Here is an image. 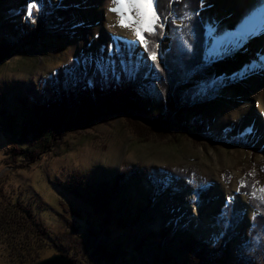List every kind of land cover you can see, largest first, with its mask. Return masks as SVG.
<instances>
[{"label": "rangeland", "instance_id": "obj_1", "mask_svg": "<svg viewBox=\"0 0 264 264\" xmlns=\"http://www.w3.org/2000/svg\"><path fill=\"white\" fill-rule=\"evenodd\" d=\"M0 1V41L3 39L6 44H10V47H0V50H8L5 52L6 57H0V102L2 104L0 112L1 110L8 112V107L15 111L17 109L15 103H19L17 100L23 97L21 95L33 98L39 95L34 98L37 99L36 102L47 101L51 98L55 100L56 92L60 94L59 86L66 88L74 83L76 84L74 87L78 89L79 86H82L81 79H85V77L88 78L87 82L94 86L95 73L100 74L99 83L103 88H110L113 85L111 80H114V76L118 83H125L126 87L133 82L131 80L134 77L144 70L143 64L147 62H152L153 65L158 64L159 67L165 69V61L172 48L170 46L177 45L178 42L174 37V33L178 32L177 27L170 29L166 25L167 28L164 29L162 37L151 38L159 44L158 48L150 44V50L158 52L157 62L154 63L147 59L148 53L141 47H135L140 48V55L135 62L131 55L124 53L119 56L117 53L119 47L124 49L137 45L138 43H130L134 38L131 39L124 35V38L117 40L113 38L114 36L102 31H100L103 33L102 35H97L95 30L101 28L103 22L106 29H109V23L103 15V0H78L80 4L83 1L87 4L93 3L92 5L100 8L99 12L97 10L86 14L79 12L83 20L73 12V9L70 10L67 15L72 19L79 18V22L66 20L64 17L61 19L63 21H58L53 14L51 15L53 12L56 13L54 10L63 8L58 5L52 9V12L49 7L55 3L54 0H41L42 9L36 13L33 12L31 17L27 15L26 11L29 0ZM226 1L227 7L236 10L237 13H232L230 9L220 8L218 5L222 3L221 0H205L203 10L199 11L198 22L201 31L206 24L208 29L213 32V38L216 39L221 37L220 35L223 34L226 27L227 45L236 46L237 32L234 24L226 23L224 14H216L224 12L227 18H232L235 23L240 22L247 26H250L249 18L240 20L243 13L239 10L237 0ZM256 1L262 3V0ZM112 6L109 4L108 8ZM67 7L69 6L67 5ZM46 9L47 11H44ZM7 11H15V13L9 15L6 13ZM169 13L171 14L170 19L174 20L176 25L183 24L184 19H180V15H175L171 10ZM111 14L115 22L116 14ZM8 18L9 20H7ZM59 18L61 17L59 16ZM255 19L256 14L252 19L254 24H256ZM75 27H80L79 32L85 28L86 32L79 34ZM92 34L96 37L94 39L95 47H88V45L90 46L88 39L92 38ZM180 35L182 41H187L185 39L187 30L186 33L183 32ZM255 35L257 52L253 50V43L251 47L241 49L245 51L246 59L244 61H238L234 56L240 55L241 51L233 55L231 50H227V54H224L222 59H220L221 56L215 58L213 44L210 42L207 46L210 47V50L205 48L203 59L206 64L212 65L213 71L217 72V75L208 76L210 79L207 82L195 73L196 70H191L190 66L183 67L180 71L181 73L186 72L185 76L188 79L197 78L196 81L205 84L204 87L208 83L213 85L207 101L203 99L190 105L185 100L177 101L175 105L171 104L172 109L169 110V94L162 93L160 81L163 82L164 78L160 74L163 72L158 69V73L154 75V71L147 73L149 83L152 81L153 84L152 89L155 100L157 99L155 101L157 106L153 107L146 101L140 107L141 109H138L132 106L136 103L134 100L133 103L123 106L120 101H115L114 98L115 104L112 107L117 110L106 112V104L104 105L103 102L108 98L105 94H101L98 100L100 106L96 102L93 105L94 110L98 109L97 115L86 122V125H82L85 122L81 119L76 118L70 123L65 119L69 117L64 116L75 111L74 102L80 104V96L75 94L77 100L71 101L67 112L62 110L60 114L58 109L59 116H55L56 118H52V115L49 116L53 122H62V118H64V125L55 131L56 141L47 147L50 149L34 162L25 164L24 168H19L21 163H18V160L14 158L10 159V163L6 162L8 155L5 150L7 151V147H10L12 143L20 141L19 138L23 136L22 124H26L24 131L26 134L29 133L26 136L27 139L30 137L31 130L27 129L29 124L25 121V116H21L22 124L17 128L9 127L0 121V125L4 127L0 126V199L3 197L15 199L14 203H21L25 207L32 208L29 204L31 203L34 210L39 212L43 207L45 220L41 221L44 226H46L44 223L48 222L49 224L50 221L47 213L49 210L60 209L61 200L70 202L72 207H75V211L79 210L83 216L91 214L88 222L92 223L93 227L89 233L81 226H76V223L79 222L71 216L72 207L69 208L71 214H69V210H63L62 214L59 213L60 225L54 230L51 229L50 236L46 235L45 243L49 249L44 251V256L61 252L73 258L78 264H103L105 261L108 264H119V261L124 257L129 262L136 260L140 264H190V258L187 256L189 249H186V246L191 245L193 239H202L211 243L223 241V243H219V246L223 245V248L228 246L224 250H218L217 254L223 258L219 259V262L225 264L237 262L239 247L246 242L248 244L252 220L258 211L252 204L253 198L248 193L252 191L253 186L257 189L264 187V96L259 100L264 81L261 76L256 80L250 74L235 78L244 64L251 61L260 63L261 59L264 61V32L260 31ZM81 37H85L86 44L77 45V41ZM111 40L116 41L118 47L109 45ZM242 40L249 41L251 39L242 37ZM11 41L15 43L14 46L11 45ZM200 43L202 44V39H200ZM197 46L198 40L193 38L190 49L193 51L198 48ZM100 47H102L101 52H98ZM196 54L195 52L192 55ZM119 57L122 60L117 59ZM72 60L76 61L77 68H73L71 65ZM226 60L231 61L232 64H238V67L231 72L235 78L232 81H230L229 72L227 75L230 80L222 73L232 65L226 64ZM216 61L221 62V67ZM85 65L88 67L85 68ZM119 68L123 72L121 79L115 75ZM169 68L170 66L166 69L170 71ZM146 70H150L149 66ZM81 73L84 76H81ZM177 79L183 80V77ZM183 82L185 85L189 84L187 79H184ZM236 82L241 84L239 88L234 86ZM53 85L55 88L51 89ZM173 86H170V91L178 96L180 88L176 83ZM29 88L33 90V93ZM216 93L218 94L216 95ZM119 95L123 97V93L116 94L120 99ZM233 96L240 98L241 102L250 101L251 112L256 113L255 116L245 112L241 117H238L237 103L240 99L236 100ZM58 100L57 104L61 107L64 104L63 94L59 96ZM140 100L142 101V99ZM84 101L87 102L86 99ZM101 104H103V108ZM19 105L21 104L19 103ZM19 105H17L19 111L24 112L22 106ZM122 106L125 108H121ZM63 107L62 109H64ZM133 107L142 112L145 109L147 113H138ZM165 114L170 122L167 124L158 123L159 119L156 116ZM190 120H198L203 123L205 127L207 126L206 135L211 132L213 137L206 139L198 137L196 125L192 124L190 127L185 125L186 121ZM42 121L38 123V127L40 124L43 125ZM134 121L143 124L148 129V133L156 137L149 141L138 139L139 136L129 127V124ZM45 123L44 125H47L48 121ZM168 126H171L172 129L166 128ZM179 126L185 128V134L176 131ZM8 129H11L13 133ZM65 134L66 136H63ZM223 135L228 138L222 140ZM235 135L240 136L241 139L233 142L231 138ZM229 139L232 142H229ZM22 140L26 145L29 144L25 139L22 138ZM175 171L180 172L178 177H174L175 175L172 174ZM117 175L118 177H116ZM159 181L165 185L161 192L156 186ZM241 182L247 187L237 193L236 189ZM60 183L61 186H66L68 191L74 189L77 194H83L79 192L82 191L85 195H91L93 204V194H107L104 191H109V188L115 190L110 194L112 199L101 198L103 203L104 200H108L106 205L101 202L100 210L102 212L94 213L91 208L92 204L90 202L89 205L82 204L80 202L82 198L78 195V200L72 198L71 195H66L69 202L63 200L60 187L56 186V184L60 186ZM228 194L233 196L234 203L227 201ZM228 205L232 213L234 212L235 226L233 222V228H235L226 233L222 228L221 221L226 214L225 207ZM195 207L199 208L198 215L205 222V224L202 222V228L199 230L194 229L193 223H185L186 216L194 213L191 210H195ZM208 213H210V218ZM96 227L105 234L99 236L96 233L98 230ZM40 228L34 227L38 233L35 232V239L38 242L42 241V236H44V232ZM205 229L212 231V236L206 235ZM12 230L13 233L9 234L11 238L8 240V244L2 241L5 238L2 237V233L0 234V239L3 238L0 240V264H18L16 262L17 253L31 255L29 246L27 248L24 245L25 240L29 239L31 235L20 233L19 238L14 229ZM233 231L235 234L230 237ZM39 234L41 235L40 239ZM95 234L96 236H94ZM224 235L227 240L222 239ZM96 237L101 238L99 240ZM16 242L17 244H15ZM102 243H106V249H114L116 255L119 254V256L113 255L110 250L102 252L100 250L103 248ZM244 246L246 247V245ZM129 247L133 249L134 256L131 254L133 257L126 255ZM98 248L101 251L99 256L102 258L98 256L99 258L94 260L93 254L94 251L97 252ZM130 253L129 250V255Z\"/></svg>", "mask_w": 264, "mask_h": 264}, {"label": "trees", "instance_id": "obj_2", "mask_svg": "<svg viewBox=\"0 0 264 264\" xmlns=\"http://www.w3.org/2000/svg\"><path fill=\"white\" fill-rule=\"evenodd\" d=\"M199 8H200L199 0H187V3L177 2V0H171V2H170V0H161V5H160V10L163 13V15H169L168 12L171 10L173 13H175V15H180L179 18L184 19L183 25H176V24H172V25L174 27L176 26L178 28L183 27V31L185 33H186L185 27H188V29H189L194 24H195V26H197L196 22L199 19L198 18L199 15H198L197 11ZM6 13H8L9 15H13V13H15V11H13V12L7 11ZM7 20H9V18ZM201 34H202V31H201ZM174 36L178 42H177V45L172 44L170 46L172 48L170 49L171 50L170 53H168V55H167V58L165 61V64H166L165 69H162L159 66L157 67L156 65L149 63V64L144 66V68H143L144 70H142V72L140 74H138L136 77H134L133 80H131L133 82L131 84L127 85L126 87H125V83H121V82L118 83L117 80L114 79V80H111V83H113V85L110 88H103L101 86V84L99 83L100 74L97 73V74H95L94 86L90 85L85 80L86 78L81 79L83 81L82 86H79L78 89H76L74 87L76 85L74 83H71L72 85H70V86L68 85L69 87L67 86L66 88H61L59 86L58 92H60V94H58L56 92L57 96L55 97V100L53 98H51L47 101L36 102L37 100H35L33 97H28L27 95H25V96L21 95L23 97L19 98L17 100L21 105H19V103H15V105L17 107V109L15 111L10 110L9 107H8V112H4L3 110H1L0 121L2 124H7L9 127L17 128L20 124H22L21 116L24 115L26 118V120L25 119L24 120L26 122H28V124H29L27 129L31 130V135H29L30 137L27 139L26 136L29 133L26 134V131H24V126L26 129V124L25 125L22 124L21 129H23V131H22L23 136H21V137L23 139H25L29 144L26 145L23 142L21 137L19 138L20 141L17 140V143H12V145L10 147H7L8 148L7 151L5 150L6 154L8 155V159L6 160V162L10 163L9 162L10 159L14 158L15 160H18V163H21L19 168H24V167H26L25 164L34 162L39 156L43 155L45 151L49 150L50 148H47V147L51 146L53 144V142L56 141V132L55 131H58V127L64 125V123H63L64 118H62V122H57V121L53 122V119H50L49 116L52 115L51 116L52 118H56L57 116H59V112L61 114L62 110H66V112H67L69 104L71 103V101H74L75 99L77 100V97L74 96L75 94L80 96L79 97L80 104L74 102L73 107L75 108V111H73L71 114H68V115L65 114L64 116L69 117V118H65V119H67L68 122H70V123L74 119L79 118L83 122H85L82 125H86V122L92 120V118L97 115L98 109L94 110L93 105L98 103L99 96L101 94H105L108 98L107 101L105 100L103 102L104 105L106 104L105 105L106 106L105 110H107L106 112H113L114 110H117V109L112 107V105L115 104L116 100L120 101L123 104V106H125L124 104H127V103H133V100H134L136 103L132 104V106L137 107L138 109H141L140 107H142L143 103L145 104L146 101L149 102L147 104L152 105L153 107L157 106V103L155 102L157 99L155 100V97L153 94V89H152L153 84H152V81L149 83V78L147 77L149 75H147V73L149 74L150 71H154V73H153V75H154V74L158 73V71H157L158 69H161V71L163 72V73H160L162 78H164L163 79L164 83L160 81V84L162 85L161 86L162 93H165V94L168 93L169 94L168 95L169 103H170L169 110L172 109L171 104L174 103V105H175V103H177V101L181 102L182 100H185L189 103L188 105H190L192 103L193 104L198 103V101L206 99L208 97V95L210 94V85L211 84L208 83L207 86L204 87L205 84H203V83L200 84L198 81H196L197 78H189L188 79V77L185 76L186 72L181 73L180 71H182L183 67L190 66L191 70H196L195 72L201 76V79H203L207 82L210 79L209 77L214 76L213 67L205 65V61L202 57V54L199 53V54H196L195 56H193L189 50L188 51L186 50L188 47V44L192 40V36L188 32V30H187V35L185 37V39H187V43H185L184 40L182 41V39L180 38L181 35L179 32H176ZM14 44L15 43H13V42L11 43V45H13V46H14ZM9 45L6 44V41L1 39L0 47H10ZM7 51L8 50H6V49H1L0 50V55H1L0 57H2V56L6 57L7 55L5 54V52H7ZM71 62H72L71 65L74 68H77L76 61L72 60ZM147 66H149V68H150L149 71L146 70ZM168 66H170V68H169L170 71L168 69H166ZM76 73H78V72H76ZM78 74L80 75V73H78ZM81 76H84V75L81 73ZM181 76L183 77V80L177 79V78H180ZM184 79H187L189 81L188 85L184 84V82H183ZM125 80H126V78H125ZM169 81H171V82H169ZM175 83L180 88V90L178 91V96H175L174 92L172 94L170 91V86L171 85L175 86ZM52 88L54 89L55 86L53 85L51 87V89ZM68 88H71V89H68ZM118 93H123V97L121 95H119V96H121V98L119 99L116 96V94H118ZM62 94L64 97V104L60 107L57 103H59L58 98H59V96H62ZM114 98H115V101H114ZM84 99H86L87 102H89V103L84 101ZM140 99H142V101H144V102H142ZM103 104H101L102 108L104 107ZM17 105H19L20 107L22 106V109L24 112L19 111V108ZM97 105H99V103ZM1 106H2V104L0 102V109H1ZM123 106L121 108L124 109L125 107H123ZM144 106H145V108H147L146 105H144ZM193 106H196V105H193ZM62 107L64 109H62ZM78 107H80V108H78ZM134 107H133V109L135 111H137L138 113H142V114L147 113V111L145 109H144V112H142V111H140ZM58 109H59V112H58ZM156 117H158V119H159L158 123L167 124L170 122L168 116L166 117V114L156 116ZM153 120H155V119H153ZM200 120H203V119H200ZM40 121H42L43 125L41 126V124H40V126L38 127V123ZM47 121H48V124L44 125V124H46L45 122H47ZM77 121H79V120H77ZM131 124L137 125L138 129L140 128V130L143 132L148 131V129L143 124H141L140 122L134 121V123L132 122ZM192 124L196 125L198 127L197 132H196L198 137L205 138V139L213 137V134H211V132L206 135L207 126L205 127L203 125V123H201L200 121H198V120L191 121L190 120V121H186V123H185V125L188 127H190ZM206 125H207V122H206ZM0 126L3 127L2 125H0ZM166 128L172 129L171 126H168ZM67 129L70 130L71 128H67ZM8 130L11 133H13L11 129H8ZM36 131H37V133H35ZM72 131H75V130H72ZM176 131H178L180 134H185V132H186L185 128H183L181 126H179L178 130H176ZM64 133H66V132H64ZM66 134L63 136H66ZM35 135H38V136H35ZM53 139H55V140H53ZM221 139L225 140L223 138H221ZM231 139L233 140V142H236V141H239V139H241V138H240V136L235 135ZM229 142H232V141L230 140ZM21 160H25V161L22 162ZM170 173H172V172H170ZM172 174L175 175L174 177H178L180 172L175 171ZM116 177H118V175ZM154 178H155V176H154ZM61 185H62L61 183H60V186H58L56 184L57 188L60 187V193L63 197L62 198L63 200H66L69 202V199L68 200L66 199V198H68L66 195H68V196L71 195V196H73L72 198L77 199V200L79 197L82 198L80 201L82 204H88L89 202L91 203V201H92L90 198L91 195H85L84 192H82V191H79V192H81L83 194H77L74 189H71L68 191L66 186H61ZM156 186H157L158 190L161 192L162 188L165 185L162 181H159V183L156 184ZM114 190L109 188L110 192L108 190H107L108 192L104 191L107 194H104V193H102L100 195L93 194L94 195V199H93L94 204H93V202L91 203L93 206V207L91 206V208H92V211L94 210L93 211L94 213H96V212L101 213L102 212L100 210L101 202L103 205H106V201H108V200H104V203H103V200H101V198L102 199H107V198L112 199V196H110V194ZM66 191H67V193H65ZM251 192L252 191H249V193H251ZM73 193L76 195H74ZM256 195L261 196V194L259 192H257ZM14 200H11L8 198L6 199L5 197L0 199V234L2 233V235H3L2 237L5 238L4 240H2L3 238L0 240H2L3 242L8 244V240L11 238L10 233H13L12 229H14L15 234H18L19 238H20L21 234L29 233L31 235V237H29V239L25 240L24 245L27 246V248L29 246V251H30L31 255H20L17 253L16 257L18 256V258H17L16 262L18 264H30L34 261H37V260L45 257L43 255V253L46 249H49L47 247V244L45 243L46 242V235L48 234L50 236L51 229L54 230L58 225H60L59 224L60 217L58 216L59 213L62 214L63 210L64 211H66V210L70 211L69 208H71L72 205L70 202H69L70 203L69 204V203L61 200L60 201V204H61L60 209L49 210V212L47 213L48 218L51 221V223H50V221H49V224H48V222H46V223H44L46 226H44L43 222L41 221L42 219L45 220L43 207H41L42 209H41V211H40L41 213H40L38 210H36V211L34 210L33 204L29 203L32 208L27 207V206L25 207L21 203H19V204L14 203L15 202ZM23 200H24V198H23ZM80 202H78V203H80ZM252 202H253L252 204L255 206V208L258 209V211L256 212L257 214L254 215L253 220H252L253 224L250 227V235H249L248 244L246 242L244 244V245H246V247L244 245L239 247V251L237 252L239 259L237 260V262L235 264H264V202H262L261 199H259V197H257L256 199H252ZM14 204H16L17 206ZM38 206H40V205H38ZM74 208L75 207L71 208L72 214H71V211L69 214H71L72 218L77 219V221L79 222V223H76V226H81L82 229H85L90 233L91 228L93 227L92 223L88 222V221H90L89 219L91 217V214L86 212L88 214L85 213L86 216H83L82 212L79 213L80 211L79 210L75 211ZM225 210H226V214L224 215L223 220L221 221V225H222V228H224L225 232L229 233L231 231V229L233 228V222H234V226H235V219H234V215H233L234 212L232 213L229 205L225 207ZM12 225H13V228H12ZM36 226L41 227L40 228L41 231L44 232V236H42V239H41L42 241H39V242H38V240L35 239L36 238L35 232L37 233V231L34 229V227H36ZM44 228H46V229H44ZM234 228H233V230H234ZM33 231H34V234H33ZM96 233L99 234V236H102L105 234L103 231H99V229L96 230ZM233 234H235V231H233L230 234V237H232ZM49 236H48V240H49ZM94 236H96V234ZM40 238H41V235L39 234V239ZM96 238L99 239L101 237H96ZM222 239L227 240L226 235H224L222 237ZM220 242L223 243V241H220ZM219 243L218 242L217 243L216 242L211 243L208 240H202V239L201 240L193 239L191 242V245L186 246V249H189L187 252V256L190 258V259L188 258L191 261L190 264H225V263L219 262V259L221 260L223 258H220L221 255H218L217 252H218V250H224V248L225 249L228 248V246H225L223 248L222 247L223 245H221V247H220ZM15 244H17V242ZM102 246H103V248L100 249L102 252H106V251L110 250V251H112L113 255H116L114 249H106L107 248L106 243H102ZM129 250L131 252L130 255H129ZM132 250L133 249L131 247L127 248V251H126L127 257L128 256L129 257L134 256ZM101 251H99V248H98L97 252L94 251V254H93L94 260L98 259L99 257L102 258L101 256H99V253ZM131 254H133V256H131ZM116 256H119V254H117ZM116 256H115V258H116ZM38 257H40V258H38ZM122 257H124V256H122ZM36 258H38V259H36ZM105 263H107V262L105 261ZM105 263H103V264H105ZM98 264H102V263H98ZM119 264H140V263H138V261H136V260L135 261L130 260V262H129L126 259V257H124L121 261H119Z\"/></svg>", "mask_w": 264, "mask_h": 264}, {"label": "bare ground", "instance_id": "obj_3", "mask_svg": "<svg viewBox=\"0 0 264 264\" xmlns=\"http://www.w3.org/2000/svg\"><path fill=\"white\" fill-rule=\"evenodd\" d=\"M55 1V3H53L52 4V6L51 7H49L50 8V10L52 11V9H54V8H56L58 5L59 6H61V7H63V8H59V9H56V10H54L56 13H54L53 11V13H51V15L53 14L55 17H56V19H58V21H63V20H61V19H63V17L66 19V20H71V21H76V22H79L80 20H79V18H81V20H83L82 18L83 17H81V15H80V13L79 12H81V13H88V12H90V11H96L97 10V12H99L100 11V8L99 7H97V6H95V5H92V4H87L86 2H81L82 4H80L79 3V1L78 0H54ZM104 2H103V10H104V13H103V15L105 16V19L107 20V22L109 23V29L107 30L106 28V25L104 24V22H103V26L101 27V28H96V32L98 33L97 35H102L103 33L102 32H104V33H108V34H110V35H112V36H121V37H124V35H126L127 37H130L131 39L132 38H134V36L132 35V33H131V31H129V30H127V29H122V28H120V27H118V26H115V22H114V19H113V17H111L112 16V12H109L108 11V5L109 4H111L110 3V0H103ZM222 1V3H219L220 5H218L220 8H222V9H224V10H226V9H230L229 7H227V5H226V0H221ZM59 2V3H58ZM258 2L259 1H256V0H237V3H238V7H239V10H240V12L241 13H243L242 14V16H241V18H240V20H244V19H246V18H252V16L253 15H255L256 14V16H258V21H257V25L258 26H260V27H264V22L262 23V21L264 20V18H261V20L259 21V19H260V17H262V13H260V10H261V7H262V4L261 3H259V4H261V6H259V4H258ZM62 3V4H61ZM230 3V2H229ZM229 3H228V5H229ZM67 5L69 6V7H67ZM79 5V7H76V6H78ZM232 6V5H231ZM254 6H255V10H254ZM76 8V9H75ZM48 9V8H47ZM47 9L46 10H44V11H47ZM73 9V12H75V13H77L76 15L79 17V18H76V19H72L70 16H68L67 14H69L70 13V10H72ZM230 10H232V9H230ZM235 11V12H234ZM219 13H222V14H224L223 16H224V19L226 20L225 22L226 23H228V22H230V23H233L234 24V26H235V28H242V26H240V25H238L240 22H238V24L237 23H235V21L232 19V18H227V15L224 13V12H218L216 15H218ZM232 13H237L236 12V10H232ZM49 15V14H48ZM59 16L61 17V18H59ZM216 18L218 19V17L216 16ZM223 18V17H222ZM236 19V18H235ZM79 20V21H78ZM256 22V21H255ZM257 25L256 24H254L253 23V27L254 28H258L257 27ZM96 26V25H95ZM225 26V25H224ZM75 29H76V32L78 31V33L80 34V33H85L86 32V29L85 28H83L80 32H79V29H80V27H75ZM92 29V28H91ZM242 30V29H241ZM100 31H102V32H100ZM93 32V31H92ZM242 32L249 38V39H251L252 38V35H251V32L249 31V30H247V29H243L242 30ZM75 36H77V35H75ZM221 36V35H220ZM91 37L92 38H90V39H88V40H90L89 42H90V46L88 45V47H91V46H94L95 47V42H94V39L96 38V37H94V34H92L91 35ZM94 37V38H93ZM242 37H244V36H242ZM242 37H241V39H242ZM85 38V37H84ZM83 37H81L78 41H77V45H82V44H86V39H84ZM87 38V37H86ZM252 40V39H251ZM75 41V40H74ZM85 42V43H84ZM71 43H73L72 41H71ZM88 43V42H87ZM102 43H103V41H102ZM263 43H264V39H263ZM105 44V43H104ZM74 45H76V44H74ZM101 45H103V44H101ZM109 45H113V46H115V47H118V44L116 43V41H109ZM253 46H254V49L253 50H255L256 52H257V48H255V46H256V42H253V44H252ZM121 46V45H120ZM133 47V48H132ZM135 47H140L138 44L137 45H133V46H131L130 48L129 47H125L124 49L123 48H120L119 47V49H117V53H118V55L120 56V54H129V55H131L132 56V58L133 59H135V62L137 61V59H138V57H139V55H140V48L139 49H137V48H135ZM251 47V46H250ZM101 48L102 47H100V49H98V52H101ZM112 48V47H111ZM208 50H210V47H208ZM228 50V49H227ZM134 53H135V55H134ZM239 53V52H238ZM82 54V53H81ZM224 57V54L222 53V55H221V58L220 59H222ZM130 62H132V60H129ZM86 64V63H85ZM95 64V63H94ZM104 65H107L106 63H103ZM226 64H232L231 63V61H229V60H226ZM251 65V63L250 64H248V68H249V66ZM85 68H87L88 67V65H85L84 66ZM238 67V64H232L231 65V67H229V68H227V72H232L233 70H235L236 68ZM261 69H263V67L261 68ZM256 70H257V72H255V71H249V69H247V74H250L254 79H256V80H258L259 79V77L261 76L262 78H263V81H264V74H260L261 72H262V70H260V68H257L256 67ZM30 85H31V83H30ZM240 83L238 82H236V84L234 85L236 88H239L240 87ZM29 87V86H28ZM81 88V87H80ZM30 89V88H29ZM244 90H245V88H243ZM31 90V92L33 91L32 89H30ZM85 92V91H84ZM33 93V92H32ZM82 93V92H81ZM78 94V93H77ZM236 95V94H235ZM34 96V95H33ZM36 96H39V95H36ZM36 96H34V98H37ZM75 96V95H74ZM264 96V87L262 88V90H261V93H260V95H259V100H260V98L261 97H263ZM84 97V96H83ZM234 97V96H233ZM235 98V97H234ZM72 99V98H71ZM82 99V98H81ZM236 100H239L240 98H235ZM37 100V99H36ZM76 100V99H75ZM80 100V99H79ZM242 100L240 99V101L237 103L238 104V109H239V113H238V117H241V115L243 114V113H245V112H248V113H251V114H253L254 116H255V114L256 113H253V111L251 112V110H252V108H251V103H250V101L249 102H241ZM82 105V104H81ZM83 106V105H82ZM81 106V107H82ZM79 108V107H78ZM254 118V117H253ZM225 135H223L221 138H223V139H227L226 137H224ZM230 140V139H229ZM187 208L189 209V206H187ZM196 209L195 210H191V212L193 211L194 213H192L191 215H187L186 216V221H185V223L186 224H192L193 223V226H194V229H196V230H199L200 228H202V220L200 219V217H199V215H198V213H199V208L198 207H195ZM250 212V211H249ZM209 214L210 213H208V217H209ZM230 217V216H229ZM210 218V217H209ZM207 222H208V220H207ZM203 224H205V222H203ZM154 226H156V224H154ZM204 232H205V234L206 235H211L212 236V231H210L209 229H205L204 230Z\"/></svg>", "mask_w": 264, "mask_h": 264}, {"label": "snow or ice", "instance_id": "obj_4", "mask_svg": "<svg viewBox=\"0 0 264 264\" xmlns=\"http://www.w3.org/2000/svg\"><path fill=\"white\" fill-rule=\"evenodd\" d=\"M177 2L187 3V0H177ZM199 2L203 4L205 0H199ZM110 3L113 6L110 7L108 11L115 13L117 17L115 26L131 31L134 40L130 41V43H138V45L148 53L147 59L154 63L157 62L158 52L150 50V44L155 45L157 48L159 44L156 40H152L151 38H159L164 34V29L167 24L175 23L174 20L170 19V13L169 15H163L161 12V0H110ZM42 7L41 0H29L26 6L27 15L31 17L33 9L40 10ZM113 38L119 40L124 37L114 36ZM156 66L158 67V64ZM245 187L247 186L241 182L240 186L236 189L237 193ZM257 192L261 194L259 199L264 202V187L257 189L253 186L252 192L248 193V195L256 199ZM227 201L229 203H234V198L231 194H228Z\"/></svg>", "mask_w": 264, "mask_h": 264}, {"label": "water", "instance_id": "obj_5", "mask_svg": "<svg viewBox=\"0 0 264 264\" xmlns=\"http://www.w3.org/2000/svg\"><path fill=\"white\" fill-rule=\"evenodd\" d=\"M240 26H242V28H236V37H237V42H236V46L234 45H227V42L226 40L222 41V42H219L218 39H214L213 42H212V46L215 47V49H213V54H214V57L215 58H220V56L223 54H227V49L228 51H230V47L232 48V51H231V54H236V52H240V55L239 54H236L234 56H236L237 60L239 61H244L246 59L245 57V51L241 50V49H245L246 48V43L248 40H242L241 37L244 36V37H247L243 32L242 30L243 29H247L251 32V27L250 26H247L245 24H241L239 23ZM242 29V30H241ZM224 32H227L226 30V27L224 28ZM207 39H208V35H207ZM207 43H208V40H207ZM208 46V45H207ZM206 46V49H208V47ZM206 51V50H205ZM231 55V56H233ZM215 60V59H214ZM223 62V60H221ZM217 64L219 65V67H221V62H218L216 61ZM161 63V62H160ZM251 65L249 66L248 68V64ZM255 62L254 61H251V62H248L246 64H244L241 68V70L245 71L244 73V76H247V69H249V71H257L256 70V67H259L260 70H262V73H264V66L261 65H256V66H253ZM264 63V61H263ZM263 67V69H261ZM222 73L229 79L228 75H227V71H222ZM215 76L217 75V72L214 73ZM230 76H231V79L234 78V75L230 72L229 73ZM95 75V74H94ZM119 76V74H118ZM87 78V77H85ZM94 78V76H93ZM88 80V78H87ZM230 80V79H229ZM92 83V82H91ZM247 86H250V85H247ZM251 90V89H250ZM129 127L132 129L133 132H135L139 137L138 139H141V140H144V141H149L151 140V138H155L156 136H153L151 134L148 133V131L146 132H143L140 130V128L138 129L137 125H134V124H129ZM30 264H78L73 258H71L70 256L66 255L65 253H61V252H55V253H52L48 256H45L43 258H41L40 260H37V261H34Z\"/></svg>", "mask_w": 264, "mask_h": 264}]
</instances>
